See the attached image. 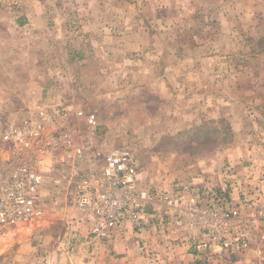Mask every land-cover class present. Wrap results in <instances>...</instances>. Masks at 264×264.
Returning a JSON list of instances; mask_svg holds the SVG:
<instances>
[{
    "label": "rangeland",
    "instance_id": "obj_1",
    "mask_svg": "<svg viewBox=\"0 0 264 264\" xmlns=\"http://www.w3.org/2000/svg\"><path fill=\"white\" fill-rule=\"evenodd\" d=\"M101 45L107 54L95 51ZM165 61L172 84L154 91L146 83L164 76ZM75 93L100 118L98 138H109H97L95 157L78 167L48 160L73 183L61 198L47 196L41 220L0 232V264H57L87 253L90 236L113 239L129 226L154 244L142 246L148 264H171L180 248L202 264H264V0H0L2 118ZM105 95L115 104L104 105ZM114 147L131 151L147 197L123 226L98 237L87 229L78 248L79 180L99 176ZM101 208L89 211L93 226L103 223ZM226 209L232 224L212 219ZM243 231L251 242L233 251Z\"/></svg>",
    "mask_w": 264,
    "mask_h": 264
},
{
    "label": "built area",
    "instance_id": "obj_2",
    "mask_svg": "<svg viewBox=\"0 0 264 264\" xmlns=\"http://www.w3.org/2000/svg\"><path fill=\"white\" fill-rule=\"evenodd\" d=\"M50 114L40 112L42 121L23 119L0 128V232L8 227L27 226L41 220L46 212V153L51 149L64 155L67 163L73 143L68 134L47 135L43 130L44 119ZM59 111L52 110L51 120L58 122ZM53 117V118H52ZM82 158V146L76 148ZM97 177L85 175L79 180L76 205L88 211L102 208L103 223L92 229L98 237L105 228H117L129 219L133 204L147 197L146 191L136 188L138 167L132 153L126 147H114L107 152L105 164ZM223 215L232 224L235 218L229 209L212 212V219ZM219 219L218 221H220ZM239 234V233H238ZM111 236H108L110 238ZM246 233H240L232 250L244 248L250 243Z\"/></svg>",
    "mask_w": 264,
    "mask_h": 264
},
{
    "label": "crops",
    "instance_id": "obj_3",
    "mask_svg": "<svg viewBox=\"0 0 264 264\" xmlns=\"http://www.w3.org/2000/svg\"><path fill=\"white\" fill-rule=\"evenodd\" d=\"M23 2V1H22ZM35 21L37 18L34 19ZM24 36V35H22ZM99 51L101 53L106 52L108 47H105V45L99 46V48L95 49V51ZM151 51V50H149ZM154 51H158V49H154ZM163 52L164 51H159ZM148 53V52H146ZM154 52L151 51V53L147 54L148 56H153ZM109 55V53H108ZM140 57H145L143 53H138ZM166 54H164L165 57ZM133 57V56H132ZM169 57V55H168ZM158 64H154L150 69L146 68L148 71L151 70L152 72H155L157 70ZM172 65L168 62H164V65L162 69H160L159 73H163L164 76L162 77L161 74H157L155 76V80H149L148 83H146V86H150V89H154V91H157V89L160 88H166L170 87L172 83L171 81H168L167 78V73L165 71H169L170 67ZM134 71H138L140 67H132ZM152 72H149L150 75ZM169 83V85H168ZM141 82L139 83L140 86ZM104 88H107V85L104 84ZM82 88V87H81ZM80 88V89H81ZM117 88H121L120 84H118ZM75 92V91H74ZM139 92V91H138ZM138 94V93H136ZM134 94V96L136 95ZM104 99H102V103L104 105H113L115 104L114 101L112 100V97H109L108 95H105ZM70 99H65L60 100L59 103H54L51 102L47 99H42L33 106L31 110L28 112H25L24 114L20 115H15L13 117L7 116L6 118H2L4 116L0 115V128H7L9 127L12 123H21L22 120L25 119H30L34 118L36 115V111L38 112H45L46 114H50L46 119H44V125H43V130L47 135H62V134H68L70 136V140L73 143L71 146L70 150V157L67 158V163L70 165L72 168L73 167H78L80 163H84L86 160L90 161L91 159L89 158L90 156L92 158L95 157V155L90 153V148L94 146V142L97 141L96 139L98 138V130L99 126L101 124L100 118L96 115V113L91 109L88 108L87 104L84 105L80 99H78V93L72 94L71 96H68ZM88 100V97L85 98ZM82 102V103H81ZM80 103V104H79ZM86 106L83 108L76 107L74 106ZM118 106V102H117ZM56 109L60 110L59 115H58V122H53L51 120L52 116V110L50 109ZM90 109V110H89ZM11 116V115H10ZM74 120H81L83 127L82 129H77V127H74L72 124H70ZM75 124V123H74ZM65 126V128H64ZM109 133L106 132V134L99 136L98 142L102 141L104 139L109 138ZM82 146V158H79V152L77 151V147ZM46 162L48 160H52L53 157L57 156L60 157L62 160L64 159V155L62 152H58V150L51 149L49 152L46 153ZM52 164V165H51ZM92 165H87V168H91ZM55 166L53 163H47L46 164V180L49 182L46 184L44 188L45 189V194L48 196V199L50 200L52 196L55 197H60L64 195L65 189V184L67 185H72L73 179L72 177L68 179L66 182L63 177L58 175L56 173V169L54 168ZM77 171V170H76ZM48 174V175H47ZM78 180H74V182L77 183ZM147 181V180H145ZM58 201L55 202V205H57ZM78 208V207H77ZM79 210H81L79 208ZM83 216L77 218L75 222L72 225V230L78 229L79 232L81 233L79 237L82 239L79 240L78 242V248L82 247L83 245H87V241L85 240L86 236L88 233H86L85 236V231L87 229L93 228V223L95 222V218L92 214L95 216H98L96 213H90L89 211L86 210H81ZM88 213V214H87ZM94 218V219H93ZM81 220V221H80ZM81 222V223H80ZM87 224V226L85 225ZM89 232V230H88ZM83 235V236H82ZM84 238V239H83ZM90 241L93 242L92 245L88 246V252H81V253H76L73 256L69 257V255H61L62 262H58L57 264H148V259H146L144 256L148 254V252H144V248L142 249V246H145V250H155L156 248L154 247V244L149 242L147 239L144 241L140 234L135 233L133 230V227L129 226V229L127 233L122 236L120 235L115 238V236L111 238H106L105 241H98L90 236ZM86 241V242H85ZM149 243V244H148ZM163 244V242H162ZM165 246H167V243H165ZM160 247H164V245H161ZM84 249H87L85 247ZM185 248H180L181 255L180 257H169L173 258L174 261L171 262V264H202L200 261H197L194 259L191 253L189 251L184 252ZM78 255V256H77ZM161 257V256H159ZM165 258V257H164ZM66 261V262H64ZM165 262V261H164ZM170 263L169 261H167ZM166 262V264H168ZM52 263H55V259L52 257ZM155 264H158L154 262ZM163 263V262H162ZM238 264H246L245 262H239Z\"/></svg>",
    "mask_w": 264,
    "mask_h": 264
},
{
    "label": "bare ground",
    "instance_id": "obj_4",
    "mask_svg": "<svg viewBox=\"0 0 264 264\" xmlns=\"http://www.w3.org/2000/svg\"><path fill=\"white\" fill-rule=\"evenodd\" d=\"M10 234H8V236H9ZM3 239H5V238H3ZM7 239V238H6Z\"/></svg>",
    "mask_w": 264,
    "mask_h": 264
}]
</instances>
